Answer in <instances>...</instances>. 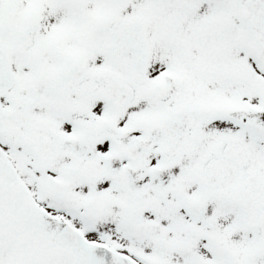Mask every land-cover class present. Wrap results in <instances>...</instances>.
Here are the masks:
<instances>
[{
  "label": "snow or ice",
  "instance_id": "6c2138e0",
  "mask_svg": "<svg viewBox=\"0 0 264 264\" xmlns=\"http://www.w3.org/2000/svg\"><path fill=\"white\" fill-rule=\"evenodd\" d=\"M0 264H264V0H0Z\"/></svg>",
  "mask_w": 264,
  "mask_h": 264
}]
</instances>
